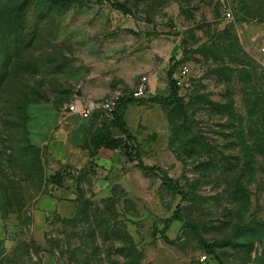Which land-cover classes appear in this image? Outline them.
<instances>
[{
    "label": "rangeland",
    "instance_id": "374dc122",
    "mask_svg": "<svg viewBox=\"0 0 264 264\" xmlns=\"http://www.w3.org/2000/svg\"><path fill=\"white\" fill-rule=\"evenodd\" d=\"M181 65L178 104L123 114L162 171L100 146L121 134L101 109H65L167 95ZM0 216V264H264V0H0Z\"/></svg>",
    "mask_w": 264,
    "mask_h": 264
},
{
    "label": "trees",
    "instance_id": "16d2710c",
    "mask_svg": "<svg viewBox=\"0 0 264 264\" xmlns=\"http://www.w3.org/2000/svg\"><path fill=\"white\" fill-rule=\"evenodd\" d=\"M58 3H70L77 0H54ZM114 6L122 11L123 13L129 12V8L126 5L120 3H114ZM166 79L169 86V93L167 95H153L148 98H144L143 96H125L119 99V101L115 104L114 108L111 111V117L109 119V125L114 126L119 129L121 132L120 135H107L103 137L100 146L108 149L118 148L125 157L126 161L135 160V166L141 169L148 170L149 172L156 173L157 171H162V169L157 165H147L143 162L140 151H139V143L136 140V137L130 132L128 129L127 123L123 117L124 110L127 104L133 103L139 99L149 100L155 103H176L180 102V95L178 94V85L175 83V80L172 76L171 68L167 69ZM91 164V162H89ZM71 171L65 167L57 170L56 172L49 175L48 180L51 181L54 185H61L65 178H71L73 181L75 180L72 177ZM163 182L170 188L181 191L180 186L177 181L167 175L166 173H162ZM193 233L197 237V239L202 243L204 249L210 253L214 254V249L209 243L201 237V235L195 230L194 227H191Z\"/></svg>",
    "mask_w": 264,
    "mask_h": 264
},
{
    "label": "built area",
    "instance_id": "2783aa9c",
    "mask_svg": "<svg viewBox=\"0 0 264 264\" xmlns=\"http://www.w3.org/2000/svg\"><path fill=\"white\" fill-rule=\"evenodd\" d=\"M228 16H230V11L226 12ZM188 71L187 66L181 65L177 73L173 75V78L175 80V83L178 86H181L184 83V78L185 75ZM145 77H143V80ZM142 87V84L140 85V89ZM137 92L130 93L127 90L124 89H113L108 95L102 97L98 101H86V100H81V101H70L65 105L66 111L70 112H76L79 114L81 117L88 118L91 113L95 109H101L104 111L107 115L111 116V111L114 108L115 104L119 101L120 98L125 97V96H136ZM206 255H202V258L204 259Z\"/></svg>",
    "mask_w": 264,
    "mask_h": 264
},
{
    "label": "crops",
    "instance_id": "0c3cea01",
    "mask_svg": "<svg viewBox=\"0 0 264 264\" xmlns=\"http://www.w3.org/2000/svg\"><path fill=\"white\" fill-rule=\"evenodd\" d=\"M80 97V96H79ZM80 99V98H79ZM79 99H75V101H79ZM66 122V121H65ZM68 122V121H67ZM82 128V125H80V126H74L73 127V129H72V133L71 134H73L74 136H78V134H79V132H81V129ZM60 136H62L63 135V133L62 132H59L58 133ZM67 134L68 133H66V136H67ZM60 145V142H55L54 143V147L56 148L57 146H59ZM105 148V147H104ZM116 149V148H115ZM0 221H1V216H0ZM2 228H4L3 226H2V222H0V232H2Z\"/></svg>",
    "mask_w": 264,
    "mask_h": 264
}]
</instances>
